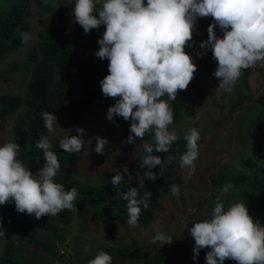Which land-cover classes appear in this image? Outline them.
Listing matches in <instances>:
<instances>
[{
  "label": "clouds",
  "instance_id": "1",
  "mask_svg": "<svg viewBox=\"0 0 264 264\" xmlns=\"http://www.w3.org/2000/svg\"><path fill=\"white\" fill-rule=\"evenodd\" d=\"M72 15L85 34L101 25L105 27L94 55L109 62L108 75L99 83L102 95L116 102L108 108L106 118L112 121L118 116L130 121L131 134L122 143L144 141L146 134H151L152 143L142 144L145 155L139 163L140 168L147 169L144 176L148 180L162 177L166 160L176 158L167 156L162 162L153 153H169L179 139L170 130L175 117L168 101H176L179 92L187 90L198 71L193 57L185 51L191 46L194 33L199 34L198 18L210 17L214 21L207 29L208 39L199 47L210 49L217 62L212 75L219 80L218 92L231 94L246 70L264 68V0H75ZM217 26L222 38L216 35ZM14 32L24 45L33 38L19 25ZM196 55L202 57L203 53ZM199 115L198 111L195 119ZM41 118L49 133L58 127L54 113L42 111ZM75 131L78 135L60 140V148L66 153H80L84 147L85 130ZM183 138L186 151L179 158V166L186 171V179H190L196 172L201 135L192 127ZM94 139V151L103 155L107 140L98 136ZM35 146L43 151L45 160L35 175L18 159L17 143L0 146V205L12 201L18 213L34 215L36 219L56 216L63 210L76 211L74 202L79 190L76 187L65 190L63 184L55 182L60 163L51 150L49 137L41 136ZM157 165L161 166L159 176L151 171ZM124 175L131 178L127 166L123 167V173L117 170L110 183L119 188ZM232 187L225 183L221 194L228 193ZM180 189V185L173 184L171 195L179 197ZM117 194L126 201L127 225L138 227L152 194L144 191L143 198L138 199L140 189L136 187ZM154 232L150 243H172L170 235L158 228ZM190 236L195 241L194 262L200 251L207 248L205 264H224L226 260L236 264H264V226L253 220L244 202L231 203L225 210L218 197L211 218L193 223ZM4 237L5 232L0 231V238ZM88 264H113V258L101 250Z\"/></svg>",
  "mask_w": 264,
  "mask_h": 264
},
{
  "label": "rangeland",
  "instance_id": "2",
  "mask_svg": "<svg viewBox=\"0 0 264 264\" xmlns=\"http://www.w3.org/2000/svg\"><path fill=\"white\" fill-rule=\"evenodd\" d=\"M50 1L56 10L61 2L70 6L75 0ZM69 9L68 35L71 37L74 34V22L71 8ZM25 19L31 27L33 38L24 48L6 56L0 55V96L26 94L30 79L26 53L32 46L37 45L38 34L44 30L38 20L37 7L31 1L28 2ZM52 19L47 13L42 17L45 22ZM196 32L199 34L194 33L191 46L186 47L185 51L193 57L198 71L187 90L179 92V96L187 102L190 112L183 116L178 124L170 127L177 136L196 127L204 138L199 145L200 153L195 162V174L186 179V171L183 169L181 171L186 186L182 196L174 197L171 194L165 196L162 199L164 211L157 214L153 223L147 227H130L126 223L127 219L116 220L110 214L96 222L88 205H85L84 215L73 217L68 227L66 241L59 243L56 238L52 240L58 250L56 257L49 256L40 246L23 245L11 230L4 238H0V255L6 241L10 240L15 244L17 257L29 264H88V261L95 258L101 250L111 255L123 248L130 249L129 258L124 261L113 258V264H141L146 258L152 257L154 250L174 246L175 254L166 264H205L206 253L209 250L207 248L202 249L198 259L193 261L195 241L190 236V228L195 222L211 218V211L218 197L226 209L231 203L244 202L253 220H258L261 226H264V194L243 188L222 195L220 189L212 184L214 177L227 172L249 174L247 168L251 167L264 176V134L250 136L252 123L258 121L259 109L264 103V68L248 70L251 100L245 103L240 111L230 114V103L236 99L237 89L245 92L243 75L231 94L218 92L219 80L212 75L217 62L213 59L210 49L205 51L199 47L200 44L194 42L208 34V31L200 27L199 18ZM215 32L218 38L223 37L218 26ZM197 53H203L202 57H198ZM84 96L80 83L73 80V86L69 91L70 103L80 105ZM24 110H20L19 114H23ZM198 111L200 115L197 120L195 117ZM16 118L17 115H13L4 124V129L0 131V146L8 142L17 143L13 134ZM57 124L58 127L50 138L51 150L60 144L62 138L68 136L71 127L66 117L57 120ZM81 128L85 130L84 147L76 163L71 167L74 179L78 181L81 189L87 186H113L110 183L112 176L117 170L123 173L124 166H127L130 172V167L136 163L138 155L143 151L142 144L148 142L136 139L129 145L122 143L126 140V134L120 132L113 122L102 116L85 121ZM97 136L107 140L103 155L94 151L96 147L94 137ZM27 138L28 134L23 133L22 148ZM43 158L25 166L35 175L44 166ZM124 179H128V176L124 175ZM156 228L170 235L172 243L165 245L159 242L150 243ZM224 264L236 262L226 260Z\"/></svg>",
  "mask_w": 264,
  "mask_h": 264
},
{
  "label": "trees",
  "instance_id": "3",
  "mask_svg": "<svg viewBox=\"0 0 264 264\" xmlns=\"http://www.w3.org/2000/svg\"><path fill=\"white\" fill-rule=\"evenodd\" d=\"M31 1L37 7L38 20L43 25L44 30L38 34L37 45L32 46L26 53L28 62L27 68L30 70V79L26 87V94L0 96V131L4 129V124L13 115H17L13 134L15 141L20 147L19 159L27 165L43 157V151L35 145L41 136H48L49 133L41 118L42 111L54 113L57 120L66 117L71 124L68 135H78L75 131L90 119L100 116L106 118L107 110L115 104V99L105 98L102 95L100 81L108 75V60H100L94 53L99 50L97 43L105 31L101 25L98 29L91 30L85 34L83 29L75 23L74 34L70 37L69 31V7L73 12L75 1L69 5L60 3L55 10L50 0H0V55L6 56L24 48L27 45L21 43V38L14 29L19 25L21 30L31 33V27L26 22L25 16L28 10V2ZM44 13L50 14L52 20L43 21ZM98 15V14H97ZM212 18H199L200 27L207 31ZM208 39V34L196 39L194 42L200 44ZM249 72L243 74V85L245 92L237 89L236 99L230 103L229 112L235 114L240 111L244 104L252 97L249 85ZM73 80L80 83L85 96L80 105H74L69 101V91L73 86ZM164 99H167L165 97ZM174 110V123L178 124L182 117L189 114L190 110L187 102L178 94L176 101H168ZM25 109L23 114L19 111ZM260 117L256 123H252L250 136L261 133L264 134V103L259 109ZM113 122L120 132L126 134V140L131 134L130 121L126 122L122 117L115 116ZM171 125V126H172ZM170 126V127H171ZM23 133L28 134L24 148L21 147ZM184 134L178 136V140L172 144L169 153H153L161 157L164 162L167 156H175L174 160L164 164L162 177L155 181L145 179L146 168H140L139 163L145 155L142 151L136 163L130 167V179H124L119 188L114 186L99 185L87 186L81 189L78 181L74 179L71 167L76 163L79 153L69 154L57 144L53 152L57 155L60 170L55 177V182L64 185L65 190L76 187L80 195L76 201V211L63 210L56 216H44L36 219L26 213L20 214L15 210L14 202L10 201L0 205V218H2V228L5 235L8 231H13L18 236L23 245L40 246L49 256L56 257L58 250L52 240L56 238L59 243H64L68 236V227L75 215H84V206L88 205L96 222L102 220L107 214L113 219H127L126 201L118 192H126L129 188L140 189L138 199L143 198V192H150L149 207L143 211L138 226L147 227L153 223L157 214L164 211L162 199L171 194L170 188L173 184L181 186L180 195L185 189V183L181 175L182 169L179 166V158L186 151V141ZM125 140V141H126ZM144 140L152 143L151 134H146ZM204 138L201 135L199 145ZM129 145L128 143H126ZM160 165H157L152 172L159 176ZM249 174L227 172L212 179V184L221 189L225 183L233 187L231 192L237 189L248 188L252 192L264 194V176H261L255 168H247ZM144 185V187H143ZM88 194V195H85ZM226 210V207H225ZM175 254L174 246L165 249H158L152 252V257L145 259L141 264H166L172 260ZM112 258L124 261L130 256V249L123 248L111 254ZM0 264H29L17 257L16 247L13 241H6L0 255Z\"/></svg>",
  "mask_w": 264,
  "mask_h": 264
}]
</instances>
